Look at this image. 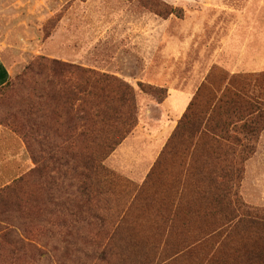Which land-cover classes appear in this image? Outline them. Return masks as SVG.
<instances>
[{
  "label": "rangeland",
  "instance_id": "1",
  "mask_svg": "<svg viewBox=\"0 0 264 264\" xmlns=\"http://www.w3.org/2000/svg\"><path fill=\"white\" fill-rule=\"evenodd\" d=\"M0 55V264H264V0H0ZM87 70L132 86L136 109L85 183L100 217L64 235L62 209L55 239L19 209L93 151L65 106L91 102Z\"/></svg>",
  "mask_w": 264,
  "mask_h": 264
},
{
  "label": "trees",
  "instance_id": "2",
  "mask_svg": "<svg viewBox=\"0 0 264 264\" xmlns=\"http://www.w3.org/2000/svg\"><path fill=\"white\" fill-rule=\"evenodd\" d=\"M64 67L67 71L77 72H85V70L73 67L67 64H64ZM87 74H89L92 81L91 88L88 90V95L90 96L91 102L88 104L85 100L79 99L81 102L78 103L77 106L74 105V102L66 101L65 106L68 111L73 110L77 112V118L82 122L81 126H75L74 130L78 131L75 136V140L79 141L87 131L88 139L93 149L92 153L87 157L85 163L82 167L80 165L74 166V171L70 177H65L64 180L60 183V181L54 176L48 177L42 181V186L40 189L43 191L40 200L32 199L33 195L29 194L26 202L21 205L19 212L25 216L26 220L33 221L34 215L37 217L40 214L41 225H45V223L49 224V233H51L52 238H59L58 234H60V229L65 227L66 230L63 232L64 235H68L75 230L76 224L81 223H89L96 218H99L97 211L93 209L91 206L86 207L87 202L89 201L90 191L88 192V188H86L85 183L88 179L91 178V172L96 170V174L98 175V168L102 166L101 161L108 156L114 148L122 141L125 137V134L119 139L115 140L109 136L110 129H113L119 118L122 116V108L127 103L129 108L132 109L130 116L134 117L135 112V92L132 86L129 84L118 82L116 89H111L103 85L107 77L105 75L99 74L93 70H87ZM74 80L64 79L61 80V90L64 92L69 91L72 96H75L81 93L80 84L73 82ZM152 92L161 94L163 91L161 89H153L149 87ZM81 128V129H80ZM110 128V129H109ZM48 156L58 155L62 153L64 150L57 145H53L52 143L48 145ZM64 173L67 172V168H71L72 166L69 163L64 164ZM79 177V178H77ZM76 179L79 180V185L75 184ZM65 182V183H64ZM36 183V182H35ZM34 183V185H35ZM63 183V184H62ZM37 187V186H36ZM81 192L83 197H85V205L84 207L80 206L77 203L75 197L76 192ZM64 196L65 199L73 198L74 205L70 206L67 202L68 206L64 205V202L55 201V196ZM51 207L50 209H48ZM65 209L66 214L70 216L71 220L69 222L65 221L63 227L56 230L57 226V216L59 213H62L61 210ZM259 214L254 216V219H258ZM16 217H11L4 220V223L7 225L6 230L10 235H14L16 233V227L18 225L14 224ZM8 220H11L10 222ZM26 233L22 235V238L17 239V244L21 246H28L27 248H32L37 250L40 254L46 253L49 251L48 245L42 251L37 249L33 243H31L32 238L26 237ZM23 239L27 240V243Z\"/></svg>",
  "mask_w": 264,
  "mask_h": 264
},
{
  "label": "crops",
  "instance_id": "3",
  "mask_svg": "<svg viewBox=\"0 0 264 264\" xmlns=\"http://www.w3.org/2000/svg\"><path fill=\"white\" fill-rule=\"evenodd\" d=\"M10 76L11 72L0 55V88L8 83Z\"/></svg>",
  "mask_w": 264,
  "mask_h": 264
}]
</instances>
